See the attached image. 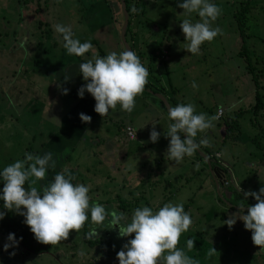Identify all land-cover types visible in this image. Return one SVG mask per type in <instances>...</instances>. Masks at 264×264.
<instances>
[{"label":"rangeland","instance_id":"obj_1","mask_svg":"<svg viewBox=\"0 0 264 264\" xmlns=\"http://www.w3.org/2000/svg\"><path fill=\"white\" fill-rule=\"evenodd\" d=\"M240 1L244 0H211L222 10L213 23L221 34L205 42L199 55H192L185 51L187 41L180 28L186 17L177 5L183 0H137L133 7L138 11L134 13L133 7L129 10L125 40H133L130 45L140 60L145 63L147 58L144 66L150 75L143 95L136 98L130 114L119 105L104 117L94 111L90 123L76 125L78 132L67 137L62 133V123L72 109L82 108L78 90L87 82L80 74L71 84L72 91L65 95L60 92L56 73H69L72 64L67 65V61L86 62L96 54L105 57L116 52L118 45L121 52L125 50L120 39V3L0 0V172L23 160L25 153L43 156L51 152L55 168H71L74 183L90 186L92 200L109 212L124 214L126 219L121 223L130 222L135 205L157 211L165 203H183L193 223L181 235L178 248L189 257L200 264H264V250L253 245L243 221L237 219L231 229L224 223L239 211V201L243 200L246 207L256 203L252 197L244 198L238 191L239 184L244 191L259 192L264 187V0H248L243 39L237 28L240 22L235 18ZM191 19L197 22L200 18L192 14ZM57 23L71 26L74 38L90 42L93 49L83 57L69 55L55 31ZM242 42L246 53L239 54ZM249 67L259 72L257 90L263 105L259 112L251 106L256 87ZM193 81L197 89L191 87ZM78 82L82 86L76 85ZM160 87L169 102L192 103L197 114L217 117L215 126L198 133L196 139L210 141V147H201L210 153L212 163L218 159L227 164L223 175L231 181L218 193L197 152L180 163L168 158L170 137L166 136L171 121L167 113L160 117L161 105L150 94ZM47 93L56 99L49 107L44 99ZM88 106L89 111L95 104L90 102ZM230 119L232 122L227 124ZM127 126L133 128V139L125 134ZM153 126L160 133L156 143L149 139ZM52 137L55 142L50 143ZM215 153L218 156L213 158ZM138 179H143L138 187L141 197L134 195L137 190L132 191ZM25 185L29 187L28 182ZM36 186L42 189V180ZM121 202L123 205H119ZM4 210L2 206L0 212ZM110 220L109 216L105 227L97 228L89 215L80 232H72L68 240L41 253H25L21 246H11L7 237L0 235V264H119L117 253L134 234L119 237L117 227L110 229ZM93 229L96 237L89 235ZM189 239L194 240L191 251L187 248ZM29 241L31 245L38 243L31 231ZM5 244H10L7 251ZM211 248L216 253L209 256ZM13 252L15 255H11Z\"/></svg>","mask_w":264,"mask_h":264},{"label":"clouds","instance_id":"obj_2","mask_svg":"<svg viewBox=\"0 0 264 264\" xmlns=\"http://www.w3.org/2000/svg\"><path fill=\"white\" fill-rule=\"evenodd\" d=\"M177 7L183 10L186 17L180 28L185 37V51L199 55L205 42H212L221 34L219 27L213 23L221 15L222 10L211 0H183ZM135 13L137 8L133 7ZM192 14H197L199 21L193 22ZM55 31L61 35L63 47L69 55L83 57L93 49L90 42L81 43L74 38L71 26L55 24ZM23 47V45H21ZM80 73L87 83L78 90L82 99L85 91L95 100L94 111L101 117L107 116L110 110L119 105L121 110L131 113L136 106V98L143 95L148 84L149 70L143 65L136 52L131 49L117 53L109 52L105 57L98 54L79 65ZM65 81L68 77H64ZM193 89L198 85L193 81ZM68 90L64 89L63 94ZM168 125L166 137H170L167 148L168 158L180 163L187 157L195 155L201 146L210 147V141L205 138L197 142L198 133H206L212 129L215 115L196 113L192 103L168 106ZM84 123H90L91 117L83 113L79 116ZM60 125V121L54 118ZM61 126V125H60ZM181 134L186 138L181 139ZM160 133L155 126L150 132V141L156 143ZM51 152L43 156L25 153L23 160L3 168L0 178L3 180L0 201L3 208L14 211L24 217V223L29 227L37 242L43 245L57 246L69 239L72 232H80L89 220L97 228L105 227V221L110 220V229L118 228L121 238L133 236L117 253L119 264H200L178 248L179 239L192 226L190 215L184 210L183 203H165L157 211L148 206L137 207L130 222L121 223L126 219L123 213L115 210L109 212L102 204L93 203L89 195L90 186L73 183V175L64 172L57 173L53 182L38 189L37 182L44 180L47 170L56 166ZM26 182L29 187H25ZM238 191L243 192L244 198L252 197L256 203L247 207V214L242 212L246 205L243 200L238 202L239 211L224 221L232 228L236 220H242L246 230L251 232L254 246L264 250V187L259 192L244 191L238 185ZM4 214L0 213V220ZM90 236L96 237V229ZM11 246L19 243L14 234H9ZM22 239V238H21ZM10 244L4 245L7 251ZM189 251L194 249V240L187 241ZM216 251L211 248L208 255ZM84 253L82 252L81 255ZM15 255V253H11Z\"/></svg>","mask_w":264,"mask_h":264},{"label":"trees","instance_id":"obj_3","mask_svg":"<svg viewBox=\"0 0 264 264\" xmlns=\"http://www.w3.org/2000/svg\"><path fill=\"white\" fill-rule=\"evenodd\" d=\"M125 3V10L127 12V16L129 17V10L131 7L134 6L133 1L131 0H124ZM240 9L237 10L235 12L237 20L240 22L239 24H237V28L239 29V33L241 38L243 39V24H244V13L248 10L249 7V1L248 0H244V1H240ZM127 21L129 22V18L127 19ZM242 21V23H241ZM127 22V24H128ZM127 29V27H126ZM126 29H125V34H126ZM132 49V46L129 45ZM239 54L241 53H246V48L242 42L241 46H240V51L238 52ZM84 63V62H83ZM249 66V63L247 64ZM248 71L251 72V79L254 83V86L256 87V91H255V102L251 105L254 112H259V110H261V108L263 107L262 102H261V96L262 94L258 92V88L260 87L258 84V73L259 72H255L254 69H252L251 67L248 68ZM147 87V86H146ZM150 89V88H148ZM154 92H159L161 93L163 96H166L165 92L163 91V88L160 87L159 89H156ZM155 98V97H154ZM157 100V99H156ZM167 101L169 102V100L167 99ZM157 102L162 106L161 102L159 100H157ZM170 104L174 105L175 101H172L170 99ZM163 107V106H162ZM164 109V107H163ZM165 110V109H164ZM232 122V119L228 120L227 124H230ZM181 139H182V134H181ZM204 153L206 154L208 160L210 161V159L212 158L210 156V153L207 152V150H204ZM198 156V154H197ZM200 157V156H198ZM201 158V157H200ZM214 158V157H213ZM203 159V158H202ZM64 172L66 175L70 174L75 176L74 171L67 167V168H49L47 170L46 173V177L44 180H42V188L44 186L49 185L51 182H53L54 180V176L57 173H61ZM74 183V181H73ZM26 187V185H25ZM2 189H3V180L2 178H0V194H2ZM119 205H123L122 202ZM3 206V201H0V208ZM0 213L4 214V218L2 220H0V235H4L8 238L9 234H14V238L16 241H19L18 244L21 246L25 251V253H41V252H47L49 250L50 245H43L41 243H36L35 245H31V243H29V227L24 223V220L22 218L16 217L12 211H8V210H4ZM22 238V239H21Z\"/></svg>","mask_w":264,"mask_h":264},{"label":"crops","instance_id":"obj_4","mask_svg":"<svg viewBox=\"0 0 264 264\" xmlns=\"http://www.w3.org/2000/svg\"><path fill=\"white\" fill-rule=\"evenodd\" d=\"M106 4L105 3H103V9H105V10H107L108 8L105 6ZM100 9V8H99ZM130 39H131V37H130ZM133 40L131 39L130 40V43H128L129 45L131 44V42H132ZM117 51V53H120L121 52V48H120V46L118 45V47H117V49H116ZM132 51H134L133 49H131ZM21 51H22V47H21ZM164 53V52H163ZM103 54V53H102ZM68 58H70V57H68ZM148 60H150V59H148ZM146 62L144 63V61L143 60H141V62L143 63V65L145 64L146 65V63H148L147 62V58H146V60H145ZM67 62H69V64H67V65H71L72 64V66H71V69H69V73L68 72H64V73H61L60 71L59 72H57V73H59L58 74V76H57V73H56V79L58 80V82L61 84V87H59L60 88V92L63 94V90L64 89H67V90H69L70 92L72 91L70 88L72 87L71 86V84H73V81H75L77 78H78V76L81 74L80 73V69H79V65L81 64V63H83V61H81V60H77V61H67ZM23 76H24V74H23ZM64 77H68V80L67 81H65V79H64ZM55 81V80H54ZM54 81H52V82H54ZM82 82H78L76 85H79V86H82ZM46 91H48V89L46 90ZM47 96H45L44 97V99L47 101V105H46V107H49V104L52 102L53 103V100H54V97H50V95H49V93H47L46 94ZM165 98H166V100H167V97L165 96ZM56 100V99H55ZM54 100V101H55ZM82 100H83V102H82V108L81 109H79V110H77V109H75V110H71L70 111V113H67L66 114V118L64 119V121H63V123H62V126H61V128L62 129H64V131L62 132L63 134H65V133H67L68 134V136L67 137H69V135L70 134H74V133H76V132H78L77 130H75V126L76 125H78V126H82L83 124H84V122H82L81 120H80V118H79V116H80V114L81 113H83V114H85V115H88V116H90L91 117V115H92V113L94 112V109H90L89 111H88V108H89V103L90 102H92V104L94 103L95 104V100H94V98L89 94V93H87L86 91H85V93H84V96H83V98H82ZM168 102V101H167ZM169 103V105H171V106H176L177 104H176V101H175V104L174 105H172V104H170V102H168ZM160 108L163 110V107H161L160 106ZM158 110L159 112V115H160V117H163L162 115H164V114H162V113H166L165 112V110L164 111H162V110ZM167 115V114H166ZM63 120V119H62ZM64 122H65V124H64ZM169 125V124H168ZM62 134V135H63ZM63 137H64V135L61 137V139L63 140L62 142H67L65 139H63ZM134 138V137H133ZM132 138V139H133ZM129 139V138H128ZM50 140V141H49ZM48 141L50 142V143H53V141H54V137H52V138H50ZM65 140V141H64ZM55 142V141H54ZM45 143V142H44ZM44 143H43V146L44 147H49L47 144L46 145H44ZM168 146V145H167ZM61 147H63V146H61ZM168 148V147H167ZM201 152H203L204 153V150L205 149H203V147H201L200 149H199ZM205 154V153H204ZM199 156V155H198ZM203 161H204V159H203ZM221 162L222 164H224L225 165V167L227 166V164L224 162V161H222V160H218V159H215L214 161H213V163H212V161H210V163H211V165H213V166H216L217 168H218V173L222 176V177H224V175L223 174H225V169H223V167H219V162ZM209 173V172H208ZM209 175H210V179H211V181H212V188L213 189H215V191H216V193H217V190L219 191V188L220 187H222V188H226V186H222L221 184L218 186V188H216V186H215V183H214V180H213V177L211 176V174L209 173ZM221 177V178H222ZM225 178V177H224ZM225 179H227V178H225ZM143 179H138L137 180V185L135 186V188L132 190V191H134V190H137L138 192H136V194H134L135 196H137V197H141V195H140V193H141V190L139 191L138 190V187H140L141 186V181H142ZM206 184L208 185V188H209V176L206 178ZM215 191H214V194H215ZM213 195V194H212ZM231 196V195H230ZM229 195H228V197L229 198H231V197H233V196H231L230 197ZM226 200V199H225ZM92 202L93 203H96V200H92ZM152 202V201H151ZM223 202H225V201H223ZM137 207H139L138 205H135V209L137 208ZM248 207V206H247ZM196 234H198L199 232H195ZM188 237H189V235H188ZM211 245H213V244H211Z\"/></svg>","mask_w":264,"mask_h":264},{"label":"water","instance_id":"obj_5","mask_svg":"<svg viewBox=\"0 0 264 264\" xmlns=\"http://www.w3.org/2000/svg\"><path fill=\"white\" fill-rule=\"evenodd\" d=\"M119 3H120V7H121V10H122V14H123V22H122V25H121V28H120V39H121V42L124 46V49H131V47L129 46V44L126 42L125 40V29H126V26H127V19H128V16H127V12L125 10V3H124V0H118ZM150 94L155 97L157 100H159L162 104V106L164 107L167 115H168V106H169V103L167 102L165 96H163L161 93L159 92H154V91H150ZM183 138H186L184 136V134H182ZM197 154L204 159L205 161V164L207 165V168H208V172L211 174V176L213 177V180H214V183H215V186L216 188H218V186L221 184V175L218 173V168L216 166H213L211 165L210 161L208 160L206 154H204L203 152H201L199 149L197 150ZM217 193H218V190H217ZM245 211H247V207H245L244 209Z\"/></svg>","mask_w":264,"mask_h":264},{"label":"built area","instance_id":"obj_6","mask_svg":"<svg viewBox=\"0 0 264 264\" xmlns=\"http://www.w3.org/2000/svg\"><path fill=\"white\" fill-rule=\"evenodd\" d=\"M133 2H136L137 0H132ZM220 114V110H217V116ZM125 134H126V136L129 138V139H132L133 137H134V131H133V128L132 127H130V126H127V127H125ZM214 156H218V154L217 153H215V154H213V157ZM219 162V161H218ZM223 167V169H225V173H226V171H227V167H225V165L224 164H222L221 162H219V167ZM229 173V175H230V172H228ZM221 185L222 186H227L229 183H230V181H231V179H225L224 177H222L221 178Z\"/></svg>","mask_w":264,"mask_h":264}]
</instances>
